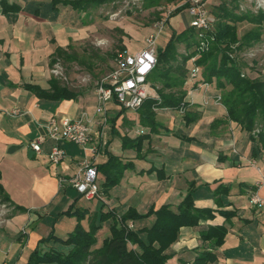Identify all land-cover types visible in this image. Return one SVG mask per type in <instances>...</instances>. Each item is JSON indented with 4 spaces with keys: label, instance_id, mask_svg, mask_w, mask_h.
<instances>
[{
    "label": "crops",
    "instance_id": "1",
    "mask_svg": "<svg viewBox=\"0 0 264 264\" xmlns=\"http://www.w3.org/2000/svg\"><path fill=\"white\" fill-rule=\"evenodd\" d=\"M6 1L19 10L3 14L0 7V186L9 200L0 204V264H27L35 250H67L43 240L50 233L64 238L74 229L76 217L66 214L71 208L85 211L82 225L87 228L90 216L108 211L117 216L129 208L140 215L162 206L177 211L188 193L194 207L210 210L212 217L180 229L165 252L166 264H193L203 253L213 257L206 264H264V207L249 201L252 194L264 199V150L256 149L247 133L228 120L225 107L215 103L214 96L220 94L215 84L190 94L186 86L188 105L183 109H155L154 131L142 125L137 110L116 111L114 103L103 122L95 114L97 97L91 89L62 84L77 97L48 96L56 53L67 56L88 36V28L75 19L79 13L67 5L54 7L52 0ZM186 1L175 2L182 8ZM151 95L157 96L154 89ZM13 110L18 113L12 115ZM52 118L89 120L90 147L97 151L94 165L106 163L109 155L131 164L117 185L85 200L61 182L89 154L72 143L51 140L47 126ZM41 137L45 141L36 153L30 144ZM124 138L140 141L124 146ZM54 146L65 153L57 165L49 160ZM103 182L97 171L98 185ZM154 221L151 215L129 226L137 231ZM110 223L103 222L96 232L95 248L109 236ZM211 227L226 230L220 246L201 238Z\"/></svg>",
    "mask_w": 264,
    "mask_h": 264
},
{
    "label": "trees",
    "instance_id": "2",
    "mask_svg": "<svg viewBox=\"0 0 264 264\" xmlns=\"http://www.w3.org/2000/svg\"><path fill=\"white\" fill-rule=\"evenodd\" d=\"M121 1L124 0H52V4L54 7L58 4L67 5L77 13L84 14L90 9ZM142 1L144 9H149L160 6L162 1L173 0ZM0 7L3 14L19 10L16 5L8 4L6 0H0ZM185 7L186 4L182 8H177L171 17ZM214 17L215 24L212 30L198 32L189 26L179 33L173 32L165 46L156 49V65L147 81L156 91L157 99L148 98L137 110L141 123L154 131L158 126L155 122V109L180 110L187 107L188 103L185 101L187 86L185 81L189 70L187 63L192 57H196L195 65L201 69V81L215 84L228 120L247 133L250 141L255 143L256 149L264 150V79L244 75L242 70L245 65L238 58L239 52L261 40L264 12L236 15L224 7H218ZM244 21L255 25V28L238 37L236 24ZM180 44H183L187 51L193 47L196 49L185 56H179ZM56 56L57 59L65 58L67 61L73 59L69 54L61 57L59 51ZM114 56L115 54L111 55L112 58ZM55 62L54 59L52 63ZM49 84L51 93L48 96L51 98L77 97L75 91L63 86L56 78H52ZM123 111L121 108V112ZM139 139L132 141L124 138L123 145L132 147V142L136 143L140 141ZM130 165L109 155L106 163L96 166L97 171L104 175V182L100 187L102 192L106 193L117 185L123 172ZM8 201L0 186V203L7 204ZM66 214L76 217L77 224L74 229L64 238L50 233L43 242L53 241L67 250L56 248H49L46 251L35 250L30 254L27 264H166L169 256L165 252L176 241L180 229L197 226L201 220L212 217L210 210L194 207L191 193L186 195L177 211H172L168 206H162L156 211L150 209L144 215L138 214L132 208L121 216L108 211L90 216L87 228L82 225L86 218L85 211L71 208ZM151 215L155 216L151 227L135 231L129 226V222ZM109 220L110 234L102 241L100 247L95 248V234L101 224ZM142 234L144 238L141 237ZM225 234V228L211 227L201 235V238L220 246ZM211 259H213L211 255L203 253L193 264H206Z\"/></svg>",
    "mask_w": 264,
    "mask_h": 264
},
{
    "label": "rangeland",
    "instance_id": "3",
    "mask_svg": "<svg viewBox=\"0 0 264 264\" xmlns=\"http://www.w3.org/2000/svg\"><path fill=\"white\" fill-rule=\"evenodd\" d=\"M175 1H162L160 6L144 9L142 0H124L75 15V19L88 28V36L70 50L69 55H72L73 59H57L52 69L56 68L58 74H53V77L73 90L91 89L95 93L99 81L114 67L117 55L124 50L126 54L131 55L144 49L145 40L157 32L156 25L163 23V29L155 42L156 49L163 48L173 32L179 33L183 28L190 26L191 19L185 9L171 17L179 5ZM218 7H224L236 15L262 11L258 8L257 0H213L206 5V10L212 18L211 30L215 24L214 13ZM236 27L238 37H241L254 29L255 25L244 21L237 23ZM195 49L193 47L190 51ZM190 51H187L183 44L178 46L179 56H185ZM113 54L115 56L112 58ZM238 58L245 65L242 70L244 75L264 79V23L261 40L239 52ZM190 66L188 62L187 67ZM115 110H120V107L116 105Z\"/></svg>",
    "mask_w": 264,
    "mask_h": 264
},
{
    "label": "built area",
    "instance_id": "4",
    "mask_svg": "<svg viewBox=\"0 0 264 264\" xmlns=\"http://www.w3.org/2000/svg\"><path fill=\"white\" fill-rule=\"evenodd\" d=\"M258 8L264 11V0H257ZM208 0H187V11L191 19L190 27L198 32L210 30L212 18L206 10ZM157 32L150 35L145 40V48L134 54L128 55L124 51L117 55L114 60V67L97 84L95 94L97 97L95 114L106 122V114L109 104L114 103L120 108L128 111H136L145 100L151 98L153 88L147 79L156 65L155 42L163 29V23L155 26ZM196 57L190 59V68L185 84L190 87V91L195 88L208 90L209 83L201 81V69L195 65ZM53 74H58L57 69H52ZM157 99V96H155ZM214 101L220 103V95L214 96ZM207 103V99H204ZM18 110H13L12 115H16ZM48 137L54 142L66 141L72 143L89 154L79 164L77 171L61 182H66L85 200H93L100 196L101 189L97 183V168L91 160L97 153L95 148L90 147L91 129L87 118L71 120L63 118L57 121L52 118L47 126ZM45 141L41 137L30 144L31 149L39 153L40 145ZM64 151L58 146H54L49 153L51 165H57L63 161ZM264 182V180H263ZM250 204L253 207H264V199L257 194L250 196Z\"/></svg>",
    "mask_w": 264,
    "mask_h": 264
}]
</instances>
